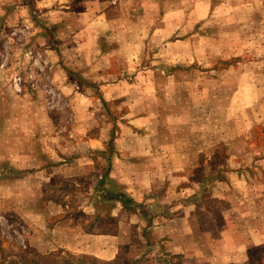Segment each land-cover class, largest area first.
<instances>
[{"label":"rangeland","instance_id":"1","mask_svg":"<svg viewBox=\"0 0 264 264\" xmlns=\"http://www.w3.org/2000/svg\"><path fill=\"white\" fill-rule=\"evenodd\" d=\"M13 4L27 12L0 23V264H264V238L237 229L264 214V0H107L110 20L94 0ZM65 5L86 12L64 20ZM34 149L55 156L19 171ZM59 219L122 234L119 253L52 247Z\"/></svg>","mask_w":264,"mask_h":264},{"label":"crops","instance_id":"2","mask_svg":"<svg viewBox=\"0 0 264 264\" xmlns=\"http://www.w3.org/2000/svg\"><path fill=\"white\" fill-rule=\"evenodd\" d=\"M49 1L51 2V0ZM61 1H65V0H61ZM94 2L97 4H93L92 8H97L98 10H100L99 17H102L104 15L107 20L114 18L113 16H110V14L114 11L117 12L118 6H113V7L111 5H110L111 7L106 6L107 0H94ZM39 4H36V7H40ZM64 8L68 9V10L60 11L61 12L60 18L64 20H69V17L70 18H74V17L82 18V16L86 12L85 6H84L85 10H82V11L69 8L68 5H65ZM44 11H46L47 13H44ZM26 12L27 10L24 8V6L14 5L13 0H0V23H2L5 20H10V19L14 20L17 18H23L25 17L24 15L26 14ZM39 12L42 13L41 16L43 17L45 14H49V15L53 14L54 11L47 10V9H41ZM43 18L45 20V17ZM56 24L57 26H60L59 23H56ZM46 26H48L47 23H46ZM83 27L84 26H82L80 29L83 30ZM64 28H66L65 25H64ZM85 28H87L86 25H85ZM71 29H73V27H71ZM72 40L73 41L66 40V42L62 44V46H65V48L62 49L63 52L67 53L68 55L75 54L77 52L78 49H76V46H79V47L83 46L82 42L78 41L76 37H74ZM74 50L76 52H74ZM56 54L57 56H60L59 52H57ZM0 119H4V118H0ZM3 123H4L3 120H1L0 124H3ZM32 124H35V122H33ZM1 131L2 129L0 128V132ZM35 149L32 152H28L27 156H26V152H23V153L18 152L19 158H23L24 160V165H21L20 163L16 164L17 165L16 168L19 171L27 170L25 166L26 165L25 160L27 159L29 160L34 159L35 162L32 166H34L35 168V166L39 167L41 164L43 165L42 163L43 158H44L43 154H45V156H47L48 158H53L55 156L54 152L48 153V152L42 151L41 153L39 150H35ZM1 154H5V153L4 152L0 153V160L3 159L1 161H4V159H9L13 157V155H10L9 152H7L6 155H1ZM65 158H64L65 163L61 165L60 170H63V171L72 170L73 166L72 165L70 166L68 162L69 160H66L67 158L66 159ZM42 171L43 170L41 167L40 172ZM36 172L37 170H35V173ZM241 221H242V225L239 223V220L237 221L238 231L245 233L247 237L251 238L253 237V235L251 234L253 230L254 235L264 238V214H262L261 218H259L258 220L259 223L256 224L257 226L255 224H249L244 219H241ZM51 226L52 227L49 228V230L51 231V238L49 240V243L52 247L57 248V246H59V247L66 248L68 250L82 251L84 253L93 254L95 256H98V257H101L107 260L113 259L117 256V254L119 253L120 246L123 244V240H124V236L122 237V234L118 232L108 233V234H99V233H92V232H84V233L78 232L75 230V227H73L71 223L63 219L57 220V223ZM156 230H161V228H157ZM261 242L264 243V241H261Z\"/></svg>","mask_w":264,"mask_h":264},{"label":"built area","instance_id":"3","mask_svg":"<svg viewBox=\"0 0 264 264\" xmlns=\"http://www.w3.org/2000/svg\"><path fill=\"white\" fill-rule=\"evenodd\" d=\"M25 54H26V56L33 57L34 56V51L29 50V51H26ZM2 65H4V64H2ZM28 81H29V83L31 84L32 87H37L38 86V81L36 80L35 76L32 73L28 75ZM14 84H15L16 89H18L20 91L22 90V76L21 75H17V76L14 77ZM43 86H44V89H45V91L47 93L55 95V93L51 90V88H50V86L48 84H44ZM54 97L52 98V100H54ZM50 101H51V99H50Z\"/></svg>","mask_w":264,"mask_h":264}]
</instances>
